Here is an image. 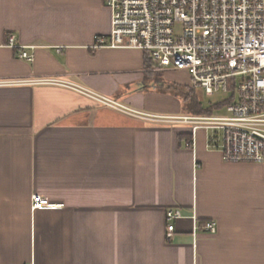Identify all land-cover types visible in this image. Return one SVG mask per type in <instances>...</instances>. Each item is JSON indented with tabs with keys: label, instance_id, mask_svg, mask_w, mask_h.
<instances>
[{
	"label": "crops",
	"instance_id": "obj_1",
	"mask_svg": "<svg viewBox=\"0 0 264 264\" xmlns=\"http://www.w3.org/2000/svg\"><path fill=\"white\" fill-rule=\"evenodd\" d=\"M110 29L104 0H0V264H264V162L225 160L205 128L191 146L189 124L12 82L171 114L141 50L92 47ZM35 193L57 205L32 208Z\"/></svg>",
	"mask_w": 264,
	"mask_h": 264
},
{
	"label": "built area",
	"instance_id": "obj_2",
	"mask_svg": "<svg viewBox=\"0 0 264 264\" xmlns=\"http://www.w3.org/2000/svg\"><path fill=\"white\" fill-rule=\"evenodd\" d=\"M111 12V29L97 36L93 48H134L144 52L154 71H185L192 85L212 95L224 92V114H159L131 109L115 99L77 83L42 77L12 82L49 83L70 87L109 106L140 117L189 124L191 146L198 128L212 129L208 145L227 161L264 162V0H104ZM8 44L33 60L26 45ZM60 50V48H58ZM5 82V81H4ZM216 102V103H220ZM40 194L32 208L55 206ZM179 214L166 212V235ZM215 232L214 220L204 222ZM196 226L193 233L196 234Z\"/></svg>",
	"mask_w": 264,
	"mask_h": 264
},
{
	"label": "rangeland",
	"instance_id": "obj_3",
	"mask_svg": "<svg viewBox=\"0 0 264 264\" xmlns=\"http://www.w3.org/2000/svg\"><path fill=\"white\" fill-rule=\"evenodd\" d=\"M152 79H150V84L147 85V89L151 92L155 93L157 98L165 97L166 99H170L171 102H174L175 106H171V109L166 111H171L172 115H185L188 114L186 109V102L182 100L181 96L174 92L172 89L167 88V85L172 82L185 83L189 81V75L185 71H171V73L160 74L153 73ZM196 94L201 100L204 107L211 106L216 102H220L227 94L224 92L215 93L212 95L207 94L202 88H196ZM176 107V108H175ZM214 114H224L226 113L225 106H221L213 111ZM209 132H213L212 129L208 130Z\"/></svg>",
	"mask_w": 264,
	"mask_h": 264
},
{
	"label": "trees",
	"instance_id": "obj_4",
	"mask_svg": "<svg viewBox=\"0 0 264 264\" xmlns=\"http://www.w3.org/2000/svg\"><path fill=\"white\" fill-rule=\"evenodd\" d=\"M145 58V65L151 68V62L148 56L143 52ZM150 73H160L163 74L164 71H149ZM167 88L172 89L174 92L179 94L183 101L186 102V109L188 114H212L217 108H220L225 104V102L214 103L211 106L204 107L198 95L196 94V87H194L190 81L185 83L172 82L167 85Z\"/></svg>",
	"mask_w": 264,
	"mask_h": 264
}]
</instances>
